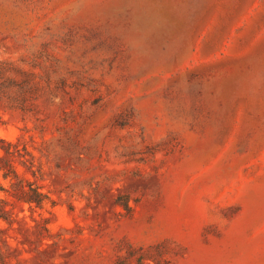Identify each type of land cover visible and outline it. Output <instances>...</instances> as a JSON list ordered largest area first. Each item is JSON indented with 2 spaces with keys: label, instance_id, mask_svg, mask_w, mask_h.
Segmentation results:
<instances>
[{
  "label": "rangeland",
  "instance_id": "rangeland-1",
  "mask_svg": "<svg viewBox=\"0 0 264 264\" xmlns=\"http://www.w3.org/2000/svg\"><path fill=\"white\" fill-rule=\"evenodd\" d=\"M0 139V264H264V0H0Z\"/></svg>",
  "mask_w": 264,
  "mask_h": 264
},
{
  "label": "trees",
  "instance_id": "trees-1",
  "mask_svg": "<svg viewBox=\"0 0 264 264\" xmlns=\"http://www.w3.org/2000/svg\"><path fill=\"white\" fill-rule=\"evenodd\" d=\"M17 144H14L12 142H7L3 139H0V149L7 155L11 156L13 154V150L16 149ZM1 161V160H0ZM11 167V166H9ZM13 170V167H11ZM2 171V167L0 166V172ZM13 173L16 174L13 170ZM2 179L7 180V176L2 174ZM27 188V189H25ZM20 197L19 200L25 204H28L30 207L35 206L37 208H42L44 205L49 202V198L40 193L39 189L37 187H34L31 182L28 180L21 179L20 180Z\"/></svg>",
  "mask_w": 264,
  "mask_h": 264
}]
</instances>
